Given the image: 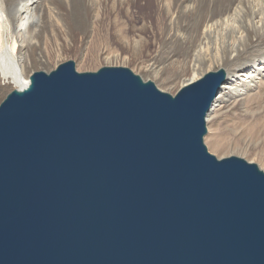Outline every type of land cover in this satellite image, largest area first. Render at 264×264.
<instances>
[{"label":"water","instance_id":"1","mask_svg":"<svg viewBox=\"0 0 264 264\" xmlns=\"http://www.w3.org/2000/svg\"><path fill=\"white\" fill-rule=\"evenodd\" d=\"M222 74L33 75L0 104V264H264V173L202 141Z\"/></svg>","mask_w":264,"mask_h":264},{"label":"bare ground","instance_id":"2","mask_svg":"<svg viewBox=\"0 0 264 264\" xmlns=\"http://www.w3.org/2000/svg\"><path fill=\"white\" fill-rule=\"evenodd\" d=\"M93 1L94 11L82 18L74 0H0V95L28 90L34 73L48 74L62 66L67 60L64 51L79 43L82 66L91 62L97 68L132 67L150 79L137 76L141 82L170 96L221 73L205 115V135L214 153L223 149L214 125L234 110L242 109L244 123L255 135H264V0H154L157 17L153 21L142 15L138 25L135 14L146 0ZM115 2L122 7V28L111 24L121 50L99 43L96 57L89 61L81 47L85 41H108L109 34L103 32L106 14L100 8ZM117 12L112 11L111 19ZM150 40L155 51L145 56Z\"/></svg>","mask_w":264,"mask_h":264},{"label":"rangeland","instance_id":"3","mask_svg":"<svg viewBox=\"0 0 264 264\" xmlns=\"http://www.w3.org/2000/svg\"><path fill=\"white\" fill-rule=\"evenodd\" d=\"M74 2L76 3V5L79 6L78 9H76V11H77V14H79L82 18H84V17L86 18V16H90V14H91L90 11L91 10L94 11L93 9L97 5V1L94 2L93 0H74ZM100 9L104 10V12L106 14V17L103 19V23L106 24L107 27L103 30V32L106 34H109V37H107L108 41H105V40L99 38L96 41V43L93 45H92V43L88 44L87 41L84 42L83 46L81 47V50L84 52V54L88 53L87 57H89L88 58L89 61L93 60L96 57V53H97L96 51H97L98 47L100 46V45H98L99 43L107 42L104 45H109V48H111L110 50H112V49L113 50H119V51L121 50V45L118 41H116L117 36L114 34V25L111 24L112 22H116L118 24V26L122 28V15L123 14H122V7L120 5V2H115L114 4L109 3V4H107V6L101 7ZM113 10L118 11L116 13L115 19L114 18L111 19V16H110ZM142 15L143 16L148 15L154 21V19L157 17V8H156V5L154 4V0H146L145 5L142 4L140 7H138L136 14H135V16H136L135 22L137 25L140 24ZM109 23L111 25H108ZM154 28L156 31V35L161 36V33H160V31H158V28H157L155 22H154ZM159 33H160V35H159ZM154 51H155V46L152 45V42L150 40V44L148 46V53L146 52L145 56H147V54L152 56ZM64 55L67 56L66 63L72 62V63L76 64L74 70L78 73H95L96 71L103 68V67L97 68V66L93 63L91 64V62L85 66L81 65V58L82 57H80V44L79 43H76L75 46L71 49H66L64 51ZM144 59H147V57H144ZM58 68H56V69H58ZM126 68L129 69L130 72L133 71L132 74L139 76L141 79L150 80L149 78L143 77L139 71L133 70L132 67H126ZM40 70L41 69L36 70V71H40ZM43 73H45V70ZM45 74H47V73H45ZM175 93L176 92H173L172 96H174ZM168 94H170V93H168ZM5 96H6V93H4L3 95H0V104L5 99ZM241 110L242 109H239L237 111L234 110L232 115L228 113L226 115V119L220 120L217 122V124L214 125V128L216 129V132H217V138L223 147L221 152L219 151L217 153H214L210 149L209 141L207 140V134L204 135V137H203V144L206 147L208 153L213 155L217 159H220L217 157L218 154L222 158L223 157L228 158L227 156L229 154H231V156L243 159L245 162L247 161V163L254 164V165L260 167L264 171V166L262 164V162H263L262 159L264 160V153H263L264 152L263 151L264 150V135L258 136V135H255L253 133L251 126H249L247 123H244L245 122L244 121L245 113ZM241 144H243V145H241ZM245 151H247V153H245ZM251 151L253 152L254 155L250 154ZM244 153H245V156H244ZM232 154H234V155H232Z\"/></svg>","mask_w":264,"mask_h":264}]
</instances>
